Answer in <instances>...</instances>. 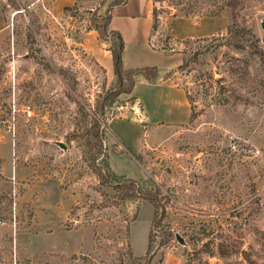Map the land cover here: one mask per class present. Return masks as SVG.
Returning a JSON list of instances; mask_svg holds the SVG:
<instances>
[{
  "label": "rangeland",
  "instance_id": "1",
  "mask_svg": "<svg viewBox=\"0 0 264 264\" xmlns=\"http://www.w3.org/2000/svg\"><path fill=\"white\" fill-rule=\"evenodd\" d=\"M115 1L78 0L58 16L52 0H0V264H264V0L153 1L150 45L184 58L171 77L194 118L138 155L147 136L120 119L133 100L121 94L102 113L117 79L84 46L92 17ZM234 24L253 32L255 49L228 44ZM85 115L106 127L108 158L94 166L111 164L113 184L159 192L157 212L137 186L123 202L100 185ZM53 221L62 229L35 237ZM91 238V251L62 262L41 253Z\"/></svg>",
  "mask_w": 264,
  "mask_h": 264
},
{
  "label": "crops",
  "instance_id": "2",
  "mask_svg": "<svg viewBox=\"0 0 264 264\" xmlns=\"http://www.w3.org/2000/svg\"><path fill=\"white\" fill-rule=\"evenodd\" d=\"M77 1L78 0H52L51 9L59 16L64 11V8L73 6ZM153 1L154 0H128L125 6L117 7L113 10L112 22L110 25L111 31H118L123 36L125 42L124 69L126 71L142 70L145 68H154L157 70L156 77L151 80L147 79L142 74L135 76V86L132 93L125 95L133 100V103H139L142 107L140 117H135L131 112H125L123 118H120L123 120L128 117V120L130 119L134 126L141 128L143 137L147 136V141H144V144L142 143L143 141L141 142L140 149L136 155L140 154V151H142L145 146L155 147L159 145V139H164L175 133L178 129L188 125L192 114V106L188 94L171 77V75L173 76L175 74L174 71L182 65L184 58H182L181 55H170L166 51L153 50L150 45L149 39L152 31ZM117 20L118 23L119 21L121 23H126L129 28L125 30L122 26H118ZM144 24L150 27V32L147 34L142 33L140 29L142 26H145ZM201 37L202 36L195 34H188L184 35L182 37L183 39H181ZM143 39H145L144 42ZM142 43L146 45L147 50L143 49ZM84 46L88 54L105 68L108 75L115 76L110 43L102 41L96 31H90L85 35ZM115 121H117L116 118L112 119L109 125ZM128 135L127 130L121 132L122 138L128 137ZM117 138L120 141L119 146L127 150L128 147L121 142L118 136ZM114 174L117 176L115 172ZM37 225L38 223H36L34 227H37ZM53 225V228L41 229L42 231H40L38 235H35V237L42 236L45 233L53 237L55 229H62V226L54 221ZM92 244L93 240L91 238L89 242L86 241V243L81 244L79 250L73 253L54 246H51L49 248L50 250H42L41 253L51 263L53 259L57 262H62V260L68 259L73 255L85 254L91 251ZM56 256L60 257L56 259Z\"/></svg>",
  "mask_w": 264,
  "mask_h": 264
},
{
  "label": "trees",
  "instance_id": "3",
  "mask_svg": "<svg viewBox=\"0 0 264 264\" xmlns=\"http://www.w3.org/2000/svg\"><path fill=\"white\" fill-rule=\"evenodd\" d=\"M157 2L158 0H154ZM128 0H116L112 6H110V9L107 10V16L102 17H92L90 21V27L88 28V32L90 31H96L102 41L110 43V52L112 53L113 63H114V74L117 79V89H119L118 94H116L113 98L110 94H107L105 96V102L101 103L100 109L102 113L106 111L108 102H110L112 99L115 100L118 98L121 94H131L134 86H135V76L142 74L147 79L151 80L154 79L157 75V70L154 68H145L142 70H130L126 71L124 69V51H125V42L123 39V36L118 31H111L110 25L112 22V12L115 8L125 6L127 4ZM154 2V3H155ZM14 6H16L13 3ZM69 9V8H68ZM153 26L152 29L155 31L158 28L159 25V19H158V12L156 7L153 9ZM230 36L228 38V44L232 47H235L240 50H245L247 48L249 49H255V41H254V34L253 32L245 27L237 26V24H234L233 28H229ZM153 47V46H152ZM154 50V48H152ZM157 51V50H156ZM181 68V67H179ZM126 78H129L130 85L128 87H125ZM116 89V88H115ZM189 98V97H188ZM194 115L191 114L190 121L193 120ZM82 125L83 130V136L86 140L88 149L90 150L89 153V164L91 167L94 168V172L97 175L99 179V183L102 187L108 186L112 187L118 194L121 195V200L125 202L127 199L132 197L133 192L131 191L132 188H135V186L138 187V191L140 192L139 196L140 199H142L145 202H149L153 205L155 212H157V204H156V194L159 192H152V191H145L144 189L138 186L137 182L130 181L127 186L121 185V183H112L111 179L114 181L116 180L117 176L112 171L109 164H106V170L107 172H104L101 167L94 166V164L101 158L107 156V149L104 146L105 142V128L98 120L93 119V122L90 123L88 121V117L85 115L82 121L80 122ZM105 125V124H104ZM107 126V125H106ZM115 155L122 156L123 152L114 151ZM134 158L138 161L139 157H136V155H133ZM108 163V161H107ZM121 178V177H119ZM134 181V180H133ZM137 220V217L135 218ZM153 225V223H152ZM151 234V233H150ZM151 250V236L149 235V244L147 249V255L145 258H147L149 252ZM132 253V251L130 250Z\"/></svg>",
  "mask_w": 264,
  "mask_h": 264
},
{
  "label": "built area",
  "instance_id": "4",
  "mask_svg": "<svg viewBox=\"0 0 264 264\" xmlns=\"http://www.w3.org/2000/svg\"><path fill=\"white\" fill-rule=\"evenodd\" d=\"M131 111H132V114L135 117H140L141 113H142V107H141V105L139 103H134L131 106ZM27 113H28L29 116H32L33 112L31 111L30 107H28ZM75 264H85V261L82 260V259H79V260L75 261Z\"/></svg>",
  "mask_w": 264,
  "mask_h": 264
},
{
  "label": "water",
  "instance_id": "5",
  "mask_svg": "<svg viewBox=\"0 0 264 264\" xmlns=\"http://www.w3.org/2000/svg\"><path fill=\"white\" fill-rule=\"evenodd\" d=\"M262 29L264 30V22L262 23ZM176 239L183 243L182 239L178 235L176 236Z\"/></svg>",
  "mask_w": 264,
  "mask_h": 264
}]
</instances>
